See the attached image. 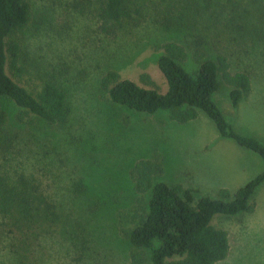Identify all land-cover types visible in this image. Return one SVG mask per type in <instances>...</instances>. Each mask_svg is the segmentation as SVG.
Segmentation results:
<instances>
[{"label": "rangeland", "instance_id": "obj_1", "mask_svg": "<svg viewBox=\"0 0 264 264\" xmlns=\"http://www.w3.org/2000/svg\"><path fill=\"white\" fill-rule=\"evenodd\" d=\"M27 1L30 20L10 37L21 51L23 72L15 77L35 88L41 73L53 71L71 105L69 130H58L47 150L27 142L41 124H29L26 116L20 125V109L0 100L8 113L5 131L18 136L8 152H0V174L40 175L64 216L57 222L58 233L37 248L34 264H130L118 212L137 198L128 174L136 159L158 152L163 172L157 180L178 182L211 197H220L221 189L233 194L263 169L256 153L221 136L203 112L185 122L174 120L167 110L134 112L111 104L97 81L115 69L122 78L142 84L140 76L146 73L164 91L166 82L156 64L159 45L174 41L185 46L188 71L197 67L194 47L209 57L221 53L231 72L249 74L251 88L234 107L222 82L213 99L236 131L264 143V0H142L139 25L131 34L117 36L100 32L94 4L87 0ZM254 26L261 31L252 32ZM8 72L12 74L10 68ZM63 132L80 139L78 145H62ZM89 133L96 134L95 140ZM250 204L249 211L213 218L215 226L226 230L230 244L226 258L216 264H264V183ZM70 222L94 233L74 227V239L65 231ZM81 239L88 247L84 253ZM10 256L0 249V261Z\"/></svg>", "mask_w": 264, "mask_h": 264}, {"label": "trees", "instance_id": "obj_2", "mask_svg": "<svg viewBox=\"0 0 264 264\" xmlns=\"http://www.w3.org/2000/svg\"><path fill=\"white\" fill-rule=\"evenodd\" d=\"M87 1L94 4L97 28L103 35L131 34L143 16L142 0ZM257 1L261 4V0ZM84 3L81 1L79 5L84 7ZM29 20L27 0H0V100H8L20 109L16 115L20 125L24 126L26 116L29 124L35 120L41 124L34 128L27 142L48 150L55 144L56 132L70 128V98L53 71L41 73L35 88L16 79L23 72L19 64L21 51L20 45L10 37ZM260 31L257 26L252 30ZM158 48L161 53L157 55L156 64L164 76L166 89L160 91L146 73L140 76V84L122 78L115 69H108L97 81L107 100L134 112L153 114L167 110L179 122L191 120L201 111L214 122L221 136L256 153L263 162V169L233 194L221 189L220 197H211L197 195L194 189L178 182L157 180L163 172L158 152L136 159L128 174L137 198L118 212L119 229L129 245L130 264H216L226 258L230 244L226 230L215 226L212 220L219 214L236 215L252 209L250 200L264 183V143L236 131L213 95L224 82L229 87L231 104L237 106L251 88L250 76L244 71L231 72L227 57L221 53L209 57L194 47L192 57L197 67L188 71L184 66L188 59L185 46L166 41ZM7 122V109L0 107V152H8L18 137L5 131ZM69 135L63 132L62 145H78L80 139ZM89 135V139L95 140L96 134ZM89 208L95 211L94 207ZM63 217L60 205L40 175L34 172H15L14 176L7 172L0 174V249L11 255L9 260H1V264H34L37 248L48 236L58 233L57 222L61 223ZM74 227L84 232L89 229L79 222H70L65 231L74 239L78 238ZM68 228L73 230L68 231ZM85 242L78 241L83 253L88 250Z\"/></svg>", "mask_w": 264, "mask_h": 264}]
</instances>
